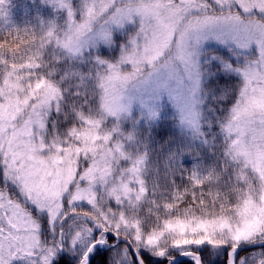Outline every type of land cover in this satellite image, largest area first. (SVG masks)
Listing matches in <instances>:
<instances>
[{"label": "snow or ice", "instance_id": "6c2138e0", "mask_svg": "<svg viewBox=\"0 0 264 264\" xmlns=\"http://www.w3.org/2000/svg\"><path fill=\"white\" fill-rule=\"evenodd\" d=\"M0 264H264V0H0Z\"/></svg>", "mask_w": 264, "mask_h": 264}, {"label": "trees", "instance_id": "16d2710c", "mask_svg": "<svg viewBox=\"0 0 264 264\" xmlns=\"http://www.w3.org/2000/svg\"><path fill=\"white\" fill-rule=\"evenodd\" d=\"M13 2L16 4H21L24 2V0H13ZM16 12H17V18L19 19L20 16L22 15V10L18 8Z\"/></svg>", "mask_w": 264, "mask_h": 264}]
</instances>
